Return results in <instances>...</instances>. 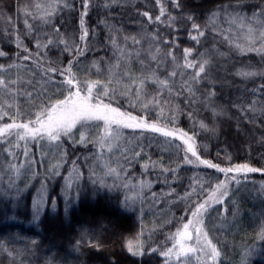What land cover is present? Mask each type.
<instances>
[{"label": "trees", "instance_id": "trees-1", "mask_svg": "<svg viewBox=\"0 0 264 264\" xmlns=\"http://www.w3.org/2000/svg\"><path fill=\"white\" fill-rule=\"evenodd\" d=\"M48 5L54 10L44 19L41 15ZM161 6L165 8L164 23H157ZM83 11L82 0H0V51L5 53L0 57V71L21 63L33 68L19 76L12 93L4 94L10 105L1 103L0 95V264H163L164 253L175 245L177 233L193 222L192 213L209 195L205 188L226 174H234L238 181H253L258 189L247 194L241 208L226 204L220 209L230 228L224 234L213 231L219 264H264V188L258 187L264 182V51L249 50L264 47L259 37L264 31V14L253 18V13H262L261 0H181L179 9L172 0H161L159 5L156 0H90L84 17L88 36L81 42L79 20ZM144 12L152 21L142 15ZM237 13L244 17L243 27L239 21L232 22ZM168 14L175 17L172 27L166 26ZM188 15L204 31L199 43L190 39L198 33L186 19ZM58 36L70 48H82L83 54H70L62 45L37 48L38 40L43 45L51 38L56 44ZM133 37L140 43L134 44ZM174 39L178 47L163 42ZM185 48L191 49L187 60L196 63V68L184 66ZM167 52L175 60L165 55ZM29 54V59H23ZM153 55L156 60L151 59ZM202 58L208 59L209 65L195 83L192 74L198 71ZM70 60L75 77L72 91L88 94V89L78 83L77 69L82 65L95 67L101 78L111 77L116 82L106 88L107 95L92 90V103L99 96L104 104L136 116L138 121L156 123L175 133L165 137L115 124L109 130L118 128L135 139L136 149L127 158L134 174L161 191L179 195V205L177 202L149 235L143 255L134 256L127 250L129 241L137 243L142 233L138 210L128 207L120 190L88 182V172L103 148V121H92L96 127L97 122L100 125L99 137L92 142L75 144L69 135H61L65 157L53 178L43 173L39 136L36 140L18 139L11 156L3 150V142L24 131H5L7 124L38 127V114L52 106L42 95L39 82L67 79L45 72L48 68L64 69ZM240 72L256 75L242 76ZM133 81L141 88L139 97L136 90L128 92L124 86ZM66 89L68 93V86ZM58 93L61 101L68 96L65 90ZM181 133L187 135L182 137ZM189 137L201 161L224 168L247 164L261 171L222 174L208 168L186 151L184 140ZM28 140L36 173L24 180L10 165L21 164ZM77 168L86 187L72 197L64 184ZM41 194L45 210L41 220L33 222L31 206ZM208 262L212 264L210 258Z\"/></svg>", "mask_w": 264, "mask_h": 264}, {"label": "rangeland", "instance_id": "rangeland-1", "mask_svg": "<svg viewBox=\"0 0 264 264\" xmlns=\"http://www.w3.org/2000/svg\"><path fill=\"white\" fill-rule=\"evenodd\" d=\"M53 9L54 6L48 5L45 10V14H42L41 16L46 19L48 17L47 15L51 13ZM32 71V67L23 63L0 71V80L4 81V85H0V95L3 97L1 103L10 105L9 100L7 97H4V94H10L13 90H15L19 76L31 73ZM96 71L97 69L95 67H87L84 65L78 67V83L87 89L88 86L95 83V87H93L92 90L97 91H101L102 86L107 88L115 84L116 80L111 77H109V79L101 78V76L96 74ZM43 80L44 81L39 82L40 88L42 89V95L50 102L51 105H55L61 101L58 97L60 95L58 93L59 91L65 90V96L68 95V93H66V85H61V83L53 79ZM13 81H15V83H13ZM124 86L128 92L136 90L137 96H140L139 93H141V88L137 82L133 81L132 83H127ZM97 124L99 127H96V123L92 121H88L86 124L78 122L75 127L71 129L69 136L75 144H86L92 142L99 137L100 125L98 122ZM112 134H117L118 138L113 140L111 138ZM81 136L84 137L83 143H81L80 140ZM18 139L19 138L16 135H13L3 142V150L6 154L11 156V148ZM30 145L31 140H28L25 146L28 156L23 158L20 165H17V167H20L21 165L23 166L21 167V172L18 176L20 179L24 180H30L36 173V160L30 149ZM136 145V141L133 137L126 135L118 128H112L109 137L104 140L103 148L98 152L95 158L93 167L88 172V182L96 187H107L109 189L120 190L123 195L124 202L128 205V207L138 210L142 222V233L139 241L134 244L136 246L134 250L143 252L144 244L147 242L149 235H151L153 230L166 220L168 217L167 212L175 208V204L177 202L179 205V195L173 192L161 191L155 188L153 184L143 182L140 177L132 172V166L127 163V158H129L130 154L135 151ZM39 155L43 166V173L52 178L56 177L59 173L62 160L65 157L62 137H60L58 141H48L46 137L41 139L39 142ZM110 168L115 169V174H108ZM233 176L235 175L232 174L230 176L229 174H226L223 178L218 180L215 179L214 182L211 183V188H205V191L209 192V195L207 198H202V200L205 201L201 204L205 205L207 211L198 213L194 217L193 222L189 224L187 231L191 232V239L181 241L185 249H194L195 251H186L179 257V259H177L175 253L180 251V244L177 243V241L180 240V237L177 235L175 245L173 248H169L172 250V254L166 256V260L163 264H209L208 259L210 256L207 254L208 248L204 247L205 236L202 234H206L207 241H210L211 245L215 246L218 251L213 231H222V234H224L230 228L229 223L224 221V217L221 216L220 209H223V205L226 204H232L241 208L243 206L242 203L246 202L247 194L251 192L253 193L255 188L258 189L253 181L252 183H249L245 181H238L236 179L238 183L233 182L231 179ZM83 177V174L78 168L73 170V172L68 175L64 184L65 191L68 196L77 197L86 187ZM225 180L229 185V195L224 198L223 204L212 203L209 199L212 192L215 191L218 183ZM258 187L260 190L263 189L264 182L262 181V183H259ZM209 204H211L210 207ZM201 215L203 223L197 224L196 220L201 219ZM197 228L200 229V233L197 232ZM179 232H184V227ZM198 235H200L199 243L197 242ZM168 250H166V252H168ZM218 258L219 256L216 257L215 261L211 260V263L219 264Z\"/></svg>", "mask_w": 264, "mask_h": 264}, {"label": "snow or ice", "instance_id": "snow-or-ice-1", "mask_svg": "<svg viewBox=\"0 0 264 264\" xmlns=\"http://www.w3.org/2000/svg\"><path fill=\"white\" fill-rule=\"evenodd\" d=\"M111 2L115 3L116 0H111ZM156 3L159 5L161 4V0H156ZM83 4V9L84 11L81 13L80 20H79V29L81 34L79 35V40L83 42L86 37L88 36V29L85 26V20L84 17L87 16V9L90 5V0H82ZM172 4L175 8L179 9L181 7V0H172ZM261 6H262V13H253V18H255L258 15L264 14V0H261ZM107 7V4L105 5ZM54 10V9H53ZM50 14V13H49ZM144 17H147L149 21H152V17L149 15L148 12H144L142 14ZM165 16V8L163 6L160 7L159 9V15L155 17V22L157 23H164V21L161 20L162 17ZM188 21H192L191 27L197 31L198 35H190V39L195 41L196 43H199V38L198 37H203L204 36V31L201 30L200 25L196 24L193 21V17L191 15H188L186 17ZM239 21L241 27L244 26V17L241 16L239 13L236 14V16L233 17V23H236ZM175 22V17L171 16V14H168L167 18V27H172L173 23ZM27 24V21H25ZM175 31V29H174ZM57 34H59V29H56ZM249 34L252 33V29L248 28ZM259 37L264 40V31L259 32ZM134 44H139L140 41L137 40L136 38H132ZM165 44H173L176 47H178V44H175V39L172 42H169L168 40L163 41ZM114 43V41H113ZM48 45H52L53 47H57L62 45L63 46V51L71 52L75 51L78 54L82 55L83 51L82 48H70L69 44L66 43L63 39H60L58 36L57 43L54 44L53 40L51 38L47 39L46 44H41L39 40L37 41V48L40 47H47ZM242 51L244 49H241ZM249 50L252 51H264V47L260 49L256 48H251ZM27 48H25V52H27ZM157 53L160 52V49L157 47L155 49ZM183 54L185 57V67L187 68H196L197 64L187 60V57L191 54V49H183ZM5 53L3 51H0V57L4 56ZM165 55L172 57L173 60H175V57L172 56L171 52H167ZM30 58V54L26 55L23 57V59L27 60ZM152 60H156V56L153 55L151 57ZM205 65H209V60L208 59H201V62L199 63L198 66V71L194 72L192 74V81L195 83H199V78L200 74L205 73ZM2 67V66H0ZM48 73H54L58 74L61 77H67V79L61 81V85H67L68 86V96L66 99L59 101L57 104L52 105L49 110L44 111L41 114H38L37 119L35 121V124L38 125V127L32 128L29 127L27 123L25 124H7L5 126V131L8 129H13V128H19L23 129V134L20 132L16 133V136L20 140H25L28 137H31L32 140H36V138L39 136L40 139H44L45 137L47 138L48 141H58L61 137V135L68 136L69 133L71 132V129L75 127V125L78 122H83L87 123L88 121H103L105 124V136L101 138V145L103 146L104 140L109 137L110 132L109 130L111 129V126L113 124L117 125L119 127L123 128H132V129H147L155 133H160L165 137H173L175 133L173 131H167L164 128L158 127L156 123H146L144 120H139L136 116H132L128 113L120 112L118 108H113L111 107V104H104L100 99L99 96L97 97V102L94 104L92 103V89L95 87V83L91 86H88V94L86 96H81L79 89L76 91H72V88L75 87V77L72 74V61H69V64L66 68L64 69H56V68H48L45 72V75ZM239 75L242 76H254L256 73L254 72H240L238 73ZM172 76L176 75V72L171 73ZM161 85L165 84V81H158ZM15 83V81H13ZM31 83V81H29ZM98 83V82H96ZM143 84V80L141 81V85ZM0 85H4V81L0 80ZM189 92L192 91L191 87H189ZM101 91L103 92L104 95H107V89L105 86H102ZM214 94V93H213ZM27 95L31 96V93H27ZM194 95V94H193ZM145 107H148L147 104L144 105ZM250 109H242V111H246ZM201 128H204L205 125L201 123L200 125ZM186 133H181V136H186ZM111 138L113 140L118 138L117 134H112ZM81 143L84 142V137L81 136L80 138ZM189 140H191V137L188 139L184 140V144L187 145V152H191L193 156H197L196 151L194 149L193 143H189ZM23 156L27 157L28 152L25 149L23 152ZM197 161L200 163L204 164L208 168L215 169L219 171L220 173H240V172H257L261 171V169L253 168L250 167L247 164H241V165H236L234 168L233 167H220L217 164H213L211 161L208 160H199V157L197 156ZM192 161H189L191 163ZM30 166V165H29ZM10 167L14 170L16 175H20L21 172V167H17L16 165H10ZM108 174H115V169H109ZM233 182L236 181V177L233 176L231 177ZM195 191V190H193ZM229 195V185L228 182L222 181L216 185L215 191L212 192L210 196V201L212 203L216 204H223L224 198ZM211 204H209V207ZM54 207V206H53ZM45 210V200L43 195L41 194L39 199L33 201L32 206H31V219L33 222H39L42 218V214ZM202 211H207V208H205L204 204H200L199 207L196 209L192 215L195 217L198 213H202ZM192 221H189V224H191ZM197 224L203 223L202 215L201 219L196 220ZM189 224L183 225L184 227V232L180 233L178 232L177 235L180 237V240L177 241L178 244H180V251L175 253L177 259L181 255H183L186 251H195L194 249H185L184 245L181 243V241L185 239H191L190 233L187 231ZM197 232L200 233V229L197 228ZM205 236V244L204 247L208 248V255L210 256V259L212 261L216 260V257L220 255L219 251L215 248V246L211 245L210 241H207L206 234H202ZM197 242H200V235L197 236ZM33 244L36 243V241H32ZM93 247H96V245H91ZM136 246L133 244L132 241H129L127 250L134 256H140L143 255V252L139 250H134ZM172 254V250L169 249L168 252H165L164 255L168 256Z\"/></svg>", "mask_w": 264, "mask_h": 264}, {"label": "water", "instance_id": "water-1", "mask_svg": "<svg viewBox=\"0 0 264 264\" xmlns=\"http://www.w3.org/2000/svg\"><path fill=\"white\" fill-rule=\"evenodd\" d=\"M190 233V235H191V232H189Z\"/></svg>", "mask_w": 264, "mask_h": 264}]
</instances>
